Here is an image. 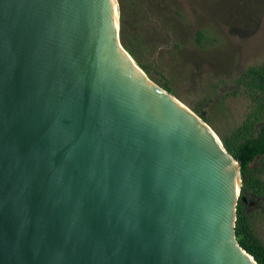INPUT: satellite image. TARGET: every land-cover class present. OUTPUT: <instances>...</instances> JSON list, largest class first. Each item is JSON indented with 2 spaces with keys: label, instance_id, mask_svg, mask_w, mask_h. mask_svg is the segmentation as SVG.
Returning <instances> with one entry per match:
<instances>
[{
  "label": "water",
  "instance_id": "1",
  "mask_svg": "<svg viewBox=\"0 0 264 264\" xmlns=\"http://www.w3.org/2000/svg\"><path fill=\"white\" fill-rule=\"evenodd\" d=\"M116 2L0 0V264H260L241 162L123 45Z\"/></svg>",
  "mask_w": 264,
  "mask_h": 264
},
{
  "label": "rangeland",
  "instance_id": "2",
  "mask_svg": "<svg viewBox=\"0 0 264 264\" xmlns=\"http://www.w3.org/2000/svg\"><path fill=\"white\" fill-rule=\"evenodd\" d=\"M118 2L123 45L163 74L157 77L166 76L179 100L194 112L203 110L217 133L243 122L249 99L235 89L236 80L248 66L264 62V0ZM200 29L212 39L200 44ZM252 167L264 178V159ZM250 215L264 240V212L257 207Z\"/></svg>",
  "mask_w": 264,
  "mask_h": 264
},
{
  "label": "trees",
  "instance_id": "3",
  "mask_svg": "<svg viewBox=\"0 0 264 264\" xmlns=\"http://www.w3.org/2000/svg\"><path fill=\"white\" fill-rule=\"evenodd\" d=\"M212 38L204 29L197 32V41ZM127 46V45H126ZM140 66L153 80H158L157 69H152L137 56L136 51L126 47ZM156 71V72H155ZM163 75V74H162ZM160 78V77H159ZM166 90L173 92L166 76L158 80ZM237 91H242L249 99L248 109L243 122L228 133H218L229 152L241 162L243 177L242 195L237 205L236 235L241 246L255 259L264 264V240L255 230L250 210L261 207L264 212V178L252 167L257 159H264V62L248 66L236 80ZM195 112L209 122L208 117L198 107ZM243 197L247 199L244 200ZM261 203V204H260Z\"/></svg>",
  "mask_w": 264,
  "mask_h": 264
},
{
  "label": "bare ground",
  "instance_id": "4",
  "mask_svg": "<svg viewBox=\"0 0 264 264\" xmlns=\"http://www.w3.org/2000/svg\"><path fill=\"white\" fill-rule=\"evenodd\" d=\"M116 6H117V9L119 11V6H118V3L116 2ZM121 28V14H120V11H119V19H118V25H117V30H119ZM121 30V29H120Z\"/></svg>",
  "mask_w": 264,
  "mask_h": 264
}]
</instances>
